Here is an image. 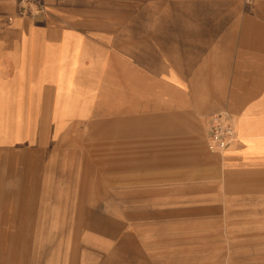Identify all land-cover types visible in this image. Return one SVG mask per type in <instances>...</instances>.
<instances>
[{
	"label": "crops",
	"instance_id": "0c3cea01",
	"mask_svg": "<svg viewBox=\"0 0 264 264\" xmlns=\"http://www.w3.org/2000/svg\"><path fill=\"white\" fill-rule=\"evenodd\" d=\"M25 1L0 0V264H42L28 236L72 203L84 264H201L208 162L228 195L264 188V0H41L36 17ZM220 112L237 141L215 157ZM156 202L194 206L122 225L116 204Z\"/></svg>",
	"mask_w": 264,
	"mask_h": 264
},
{
	"label": "rangeland",
	"instance_id": "374dc122",
	"mask_svg": "<svg viewBox=\"0 0 264 264\" xmlns=\"http://www.w3.org/2000/svg\"><path fill=\"white\" fill-rule=\"evenodd\" d=\"M28 2L42 5L41 0ZM36 5L32 6L27 3L24 13L33 17L38 16L35 14ZM208 163L211 165L216 163L218 167L217 201L215 199L212 202L203 201L201 204L196 203L195 206H201L202 209L217 208L218 212H214L210 218L203 216L201 219L202 231L198 236L201 239V259L194 262L201 264H264V188L251 187L246 195H228L225 187V172L223 167L221 168L220 160L217 158V160H211ZM125 189L127 188L123 187L122 190ZM227 199L233 201H227ZM84 205L87 204H58L57 220L51 221L53 226H56L57 233L28 236L32 251H27L26 257L31 255L32 259L40 260L42 264H84L85 261L91 260L92 254L79 243L80 224L90 220L84 221L77 218ZM95 205L97 204L90 203L87 209L93 208ZM117 205L118 208H121L122 225L127 226L130 225V220L125 216L135 211L147 213L194 206L193 203L187 202L181 204L173 202L122 203ZM113 206L115 204L106 203L108 209ZM115 213L112 212V214ZM45 220L43 219V226L46 225ZM161 222L162 219L148 218L139 219L137 224L158 227L161 226ZM210 225L211 228L208 227ZM43 230L45 229L43 228Z\"/></svg>",
	"mask_w": 264,
	"mask_h": 264
},
{
	"label": "built area",
	"instance_id": "2783aa9c",
	"mask_svg": "<svg viewBox=\"0 0 264 264\" xmlns=\"http://www.w3.org/2000/svg\"><path fill=\"white\" fill-rule=\"evenodd\" d=\"M25 1L26 4L36 5L33 2ZM43 7L41 4L36 5V15L42 13ZM237 141V127L234 117L229 112H220L214 115L211 119L209 128L207 148L212 154H224L228 148Z\"/></svg>",
	"mask_w": 264,
	"mask_h": 264
}]
</instances>
